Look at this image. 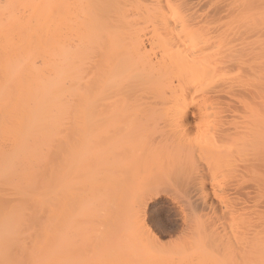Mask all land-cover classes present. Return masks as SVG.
Here are the masks:
<instances>
[{"label":"bare ground","instance_id":"1","mask_svg":"<svg viewBox=\"0 0 264 264\" xmlns=\"http://www.w3.org/2000/svg\"><path fill=\"white\" fill-rule=\"evenodd\" d=\"M191 128L185 154L250 182L209 203L202 182L164 246L159 190L114 192L131 162L108 156ZM0 264H264V0H0Z\"/></svg>","mask_w":264,"mask_h":264},{"label":"rangeland","instance_id":"2","mask_svg":"<svg viewBox=\"0 0 264 264\" xmlns=\"http://www.w3.org/2000/svg\"><path fill=\"white\" fill-rule=\"evenodd\" d=\"M160 126H164L166 128L165 125L160 124ZM166 129L161 130L160 133L157 132L158 134L155 133L154 135L156 137H160V140L159 139L157 140V138H156V140L159 142L161 141V139H162V141L165 140V144L167 143V146L166 145L164 146L163 142H161V144L159 142H157L159 144H157L155 147L154 143L156 142V140L154 138L155 141H153V139L150 140V142L152 141L151 144L154 142L153 143L154 145L152 144L153 150L151 147L152 151L151 152L149 151V153L147 151L146 154H145V150H144L142 152V153H144V155L140 154V155L132 156L130 153H127L126 151L122 150V151L118 152V154L116 153V155L110 154L108 156L109 159L111 158L112 160L131 162V165H128L127 169L123 168L122 171L118 172L116 175H113L115 170L113 171L112 169H110L111 165H108V167H107L109 170H112V172H110L111 175L109 174V176L117 177L116 180H113V183H114L113 187L116 186L113 190L114 192L117 191L120 193H123V192L128 193L129 190L134 191V190H139V189L145 187L146 189H148L145 191V192H147L145 195L150 197V195H152V196L155 195V193L159 190L158 193H160V195H158V198L153 199L148 205L149 208H151L150 210L148 208V211L152 210V213L148 212L149 215H148V219L146 222H147L148 229L151 231V234L154 235L155 238L157 237V239L159 241H161L163 243V245H164V243L169 244L170 243L169 241H171V243H173L174 239L177 235L176 232H177L178 225H179V218H178V215L176 214L177 209H178V207H176V206L181 205V202L188 199L189 197H192L194 195L199 196L200 194H202L199 191V187L201 186L200 184H202V182H204L203 184L204 185L206 184L205 187H207L206 190L208 192V197H207L208 203H209V200L213 199V194H215L214 198L216 196L220 195V193L225 194L226 192H227L226 194H228V193L231 194L230 196H232V194H233V196H234V194H235V196H236V194L238 196L239 195L241 196V194L244 193L248 188L247 183L250 182V179L247 175H246L247 179H249V180L246 179V176L244 178H242L243 175L241 172H243L244 170H242L243 168L241 169L240 167H238L237 163L235 165V162L237 161V159H235V160L233 159V161H235V162L231 161L232 164L227 162V166L228 165H231V166H228L227 170L224 169V171H222L223 166H224L223 165L222 169H220L221 170L220 171L218 169V167H220L221 165L217 166L218 170L215 169L216 167L214 168L209 163L210 161H213V160H209L211 157L208 158L209 156L206 155L205 153H203V154H205L206 156H203L202 152H200L202 157H200L199 156L200 154H198V153H196V155H194L195 153L194 154L192 153L193 154L192 156H191V154L190 155L185 154V153H187V151H186L187 149L184 148L185 152H183V150L181 149L182 144H183L184 140H186L188 138H189V140H187V141L188 142L190 141V143H188L187 141H186V143L193 144V143H191V140H192V137H196V134H197V132L195 133L196 129L191 128L187 131V134L185 133V136L181 135L183 137V139H181V142H179V143L176 142V141H178L177 138H179L176 136L177 135L180 136L181 133L170 134V132ZM191 131H192V133H191ZM193 131H194V133H193ZM163 133H166V134H163ZM154 135L152 137H155ZM189 136H191V137H189ZM174 139H176V140H174ZM197 139H199V138L197 137L196 140ZM167 140H169V141H167ZM114 141H116V139H113V138L110 139V142H114ZM170 141H171V143L173 142L172 145H169L171 143L168 144V142H170ZM186 143H184V144L187 145ZM161 145H162V147L157 148V146H161ZM172 146L173 147L175 146L174 147L175 149ZM166 147H168L169 149ZM187 147H188V145H187ZM149 149H150V147H149ZM178 149H181V150H178ZM174 150H176V151H174ZM190 152H192V151H190ZM190 152L188 151V153H190ZM187 155H189L190 157ZM103 157L104 156L100 155V154L95 156V159L97 158L95 160L96 165L94 166V170L92 172L93 179L96 180V182L99 184V185H96V187L94 188V191H93V192H95V195L98 198L97 201L95 202V207L98 206L99 200L106 198L105 197L106 194H104V191L101 189V187L103 186L101 180H104L101 178H103V176L105 174L104 169L106 170L107 168L103 165H100V166L98 165V163H101L100 160H102ZM141 158L146 160V162L149 161L151 163L148 164V166H146V167L140 166L142 168V169H140L141 170L140 171V170H137L139 167L136 169L137 165L133 168L132 164H133V162L140 160ZM187 158L191 159V161ZM204 158H205V160H204ZM180 161H181V163H180ZM182 161H184V162H182ZM186 161L187 162L190 161L191 163H189V165L187 166L184 164V163H186ZM169 162H172V163H169ZM238 162H241V161H238ZM139 163H141V161ZM175 163H177V164L179 163L180 166H178L177 164L175 165ZM244 163H245V166H247L246 165L247 162L245 161ZM141 164H142V166H144V163H141ZM213 164H215V163H213ZM239 165H241V164L239 163ZM157 166H158V169H156ZM174 166H178L179 168L174 167ZM224 167H226V166H224ZM247 168H249V167H247ZM134 169H136V170H134ZM137 171H139V173ZM244 173L245 172H243V174ZM213 175H215L216 178H214L212 180V178H210V177H212ZM139 177H141V179ZM134 179H135V181H134ZM109 181H111V180H109ZM209 182L211 183V185H209ZM138 183L140 185L144 184V185H142L144 187L138 185ZM87 185L85 184V189L88 188ZM100 185H102V186H100ZM136 185L140 186L141 188L135 189V188H138V187H136ZM104 186H106V185H104ZM126 188L129 190L127 191ZM150 188H151V190H150ZM102 191H103V193H102ZM109 193H111V192H109ZM78 194H79V198L82 200H89L90 199V196L84 190V182L80 183V185L78 186ZM244 195H245V193L242 194L243 198H244ZM110 196L111 195H109L108 197H110ZM216 199L217 198H215L214 200H216ZM90 202H91V206L94 207V202L92 200H90ZM154 209H155V211H154ZM101 224L102 223H100V225Z\"/></svg>","mask_w":264,"mask_h":264}]
</instances>
